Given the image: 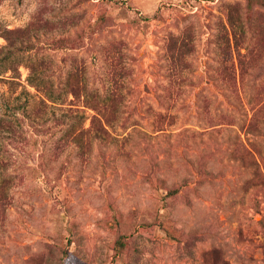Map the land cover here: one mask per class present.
Here are the masks:
<instances>
[{
	"label": "rangeland",
	"instance_id": "rangeland-1",
	"mask_svg": "<svg viewBox=\"0 0 264 264\" xmlns=\"http://www.w3.org/2000/svg\"><path fill=\"white\" fill-rule=\"evenodd\" d=\"M262 1L0 0V264H264Z\"/></svg>",
	"mask_w": 264,
	"mask_h": 264
},
{
	"label": "trees",
	"instance_id": "trees-1",
	"mask_svg": "<svg viewBox=\"0 0 264 264\" xmlns=\"http://www.w3.org/2000/svg\"><path fill=\"white\" fill-rule=\"evenodd\" d=\"M264 5V0L262 1ZM22 30H18V34L22 33ZM16 34V30L5 29L2 35L7 41L6 45L0 44V75L5 76V80L10 82L12 85L21 84L17 81L18 77L15 75L7 76L8 72H17L20 64L25 60V53L21 51V46H26V50L29 51L30 46L25 40H19V38H13V35ZM22 36V35H21ZM22 37H20L21 39ZM39 63L36 65H29L30 74L28 78V82L31 86L35 87L37 91L42 92L45 98L49 100H56L60 98L59 93L57 94V90L53 86L46 85L47 81H49V75L46 71V67L40 66L44 60L38 61ZM85 93V98L88 99L91 89L86 88L85 86H76L72 89V92L77 95L79 91ZM93 91V90H92ZM56 94V95H55ZM89 94V95H87ZM108 98V97H106ZM105 101V100H104ZM88 102V101H87ZM0 128L5 129L8 132L10 139L16 140L18 138L17 128L13 121H9L3 118H0ZM1 161V160H0ZM121 244H124L121 242Z\"/></svg>",
	"mask_w": 264,
	"mask_h": 264
}]
</instances>
